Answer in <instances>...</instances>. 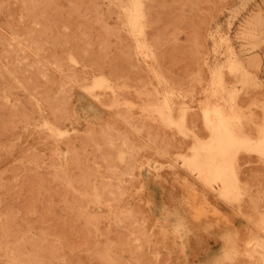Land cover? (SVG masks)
Segmentation results:
<instances>
[{
	"label": "rangeland",
	"instance_id": "obj_1",
	"mask_svg": "<svg viewBox=\"0 0 264 264\" xmlns=\"http://www.w3.org/2000/svg\"><path fill=\"white\" fill-rule=\"evenodd\" d=\"M59 1L61 4L64 3V5H61ZM81 1L57 0V2H59L57 3L56 0H54V2L53 0H0V3H2L0 4V13L2 12L0 14V131H2V133L0 132V263L9 264L7 257L13 250L18 256H20V254L24 257L27 256V260L33 257L31 261L32 264H104L102 262L106 264H124L126 261L127 264H142V262L143 264L146 262H148L147 264H211L216 261L221 264H264V255L262 256L257 251L254 252V246L249 242L253 235H259L258 237L262 235V239L264 238V229L262 228V224H260V216L264 213V157L255 151H241L238 154L235 167L240 181L244 180L241 181V183L243 184L245 192L238 201L233 202H228V200L222 196L218 186L215 188L209 187L198 178V173L196 171H192L184 164V157L191 154V147L195 141L194 135L196 134L203 139H207L210 135L209 129L204 125L203 107L220 103L226 111H230L232 108L237 109L243 117V129L256 137L258 136V128L262 125L264 126V25H262L264 24V0H154V2L149 3L147 13L142 19L143 33L141 39L148 44V47H144L140 44L137 40V36L131 30L129 15L126 13L125 9L126 6L129 5V0ZM179 5H181V7ZM173 7L176 8L174 9ZM60 8H62V10ZM2 9L6 11H2ZM206 9H208V11H206ZM114 10H116V15L113 12ZM55 11L58 13H54ZM260 12L261 16H256L260 14ZM25 16H27V18ZM168 17H170V19H168ZM65 18L67 19L65 20ZM160 20L162 22H167L162 23ZM61 21L62 23H60ZM65 22L68 23L65 25ZM57 23L60 24L58 25ZM79 23L81 24L79 25ZM167 23L169 25L171 24V26L167 25ZM53 24L55 29L52 26ZM68 24L70 25L68 26ZM165 24L167 25V30H165ZM75 26H77V28ZM22 27L27 30H23ZM155 27H158L159 30L157 28L155 29ZM98 29L100 30L98 31ZM152 30L154 33L158 30V33H155V35L154 33L150 34ZM171 30H174V32ZM22 32H27L24 36L28 39L31 36L30 39H25ZM117 32L119 34H117ZM165 32H168L167 35L169 34V36L172 37L165 36ZM19 34L21 36H19ZM250 34H253L252 36L254 39L256 38V41L258 40L257 43L252 39ZM122 37L128 38V40H124ZM232 37L234 38L232 39ZM258 37H260V39ZM31 39L34 41H31ZM114 40L116 41L114 42ZM161 41L167 42V44H163V42L160 44ZM28 43H30V45ZM176 43H178V45ZM255 43L257 47L254 49ZM34 48H36V50H34ZM171 48H173L174 51H172ZM170 49L172 52L168 53ZM248 49L250 50L249 52ZM251 49H253V51H251ZM17 50L19 52H17ZM40 50L43 51L41 52ZM162 50L165 51L164 53H166V55L162 53ZM230 51L236 52L235 55H237L247 69L256 76L255 85L242 86L240 84L235 73L227 66L229 62L228 54ZM159 53L161 55L163 54V57H161V55L159 56ZM256 53L257 55L253 56V54L255 55ZM98 56H100V58ZM249 56H253L254 59ZM258 56L261 58L260 61L262 60V63L258 62ZM94 58H96V61ZM165 58L166 60L164 61ZM184 58L186 60H184ZM248 58H250V60ZM34 59L36 60L34 61ZM160 60L163 62L162 64ZM182 60L184 62H182ZM252 60L254 61L252 62ZM136 61L138 62L136 63ZM179 61L182 63L178 64ZM116 62L118 63L116 64ZM132 62L134 64H132ZM189 63L190 66L191 64L193 66L190 67L188 65ZM119 66H122L123 70ZM163 66L166 69H164ZM169 66L172 67L170 68ZM180 66L182 67L179 68ZM174 67L175 69L176 67L179 69L173 70ZM183 67L187 68L184 69ZM218 69L223 72V81H225L223 85L234 91L232 98V94L222 89V86L214 80V72ZM121 70L122 75L120 73ZM169 71H171L170 74ZM188 71L190 73L192 72V75ZM196 71L198 72L196 73ZM166 72L167 75L165 74ZM139 73L142 75L139 76ZM180 73L187 78H181ZM173 74H175V77ZM102 76L108 78L113 88L106 86L99 88L92 87L95 79ZM119 76L121 78H119ZM24 77L25 80L26 77L28 78L26 82H23ZM140 77L145 79L142 80ZM130 78L134 80L137 79V83ZM31 79L35 84L34 87H32L34 84L30 82ZM173 81L175 82L173 83ZM183 81L184 84L182 83ZM185 81L187 85H185ZM153 83L155 85H153ZM181 83L183 85H181ZM136 84L138 85L136 86ZM179 86H181V88ZM166 98H170L172 101L175 114H179L180 111L182 112V108L185 107L187 132H182L177 126L166 123L157 112L156 106L162 105ZM182 101L183 104H181ZM61 112L63 115H61ZM9 115H11V117ZM63 118L66 119L63 120ZM188 118H192V121H188ZM194 120H197V123L193 124ZM113 121L118 123L115 124ZM61 123L62 127H60ZM118 125L120 126L119 129H117ZM156 127H159L158 130ZM248 127L249 129L247 130L246 128ZM4 133H7V135L2 137ZM169 134H171L174 139ZM112 136L117 142H115ZM96 137H98L97 141H95L97 139ZM164 137L168 139L166 140ZM170 138L173 141H171ZM86 139L89 141H86ZM178 139L181 140L180 142L182 145L183 142H187L186 145L184 143V149L183 146L181 147L180 142L177 143ZM84 140L88 142L89 145L91 143L90 141H92V145L90 146L93 148L91 149L89 145H86L88 143H83L85 142ZM167 141L170 143L172 142L171 145L169 144V146H167ZM95 145L96 147H94ZM176 145H178L179 148L176 149ZM167 147H169V149ZM173 147L175 148L173 149ZM180 147L182 149H180ZM94 148H97V151L94 150ZM162 148L164 149L162 150ZM100 152L103 155H101L100 158L101 161L103 160V163L99 160ZM121 152H124L123 158L120 157ZM154 153L158 155H154ZM131 154H133V157ZM103 157H106L105 160ZM107 157L109 158L107 159ZM96 160L97 162H95ZM245 160L248 161L246 164ZM133 162H135V164ZM239 164H243L244 166ZM16 165H18L17 168ZM105 165L110 167H106ZM129 165L131 167H129ZM25 166L28 167L26 168ZM94 166H97L96 169ZM8 168L10 169L7 171ZM84 169L85 171L83 172ZM9 173H11V176L13 174L11 179L9 178ZM110 174L115 176H109ZM134 174L135 176L137 175L136 178ZM77 175H80V178ZM122 175L127 181H125V178H122ZM259 175L263 176L260 177ZM107 176L109 178H107ZM248 176L251 178H248ZM112 178H116V180ZM257 178L259 181L261 180V182L263 180V182L257 181ZM38 180L39 182H37ZM104 182H108L109 184L105 185ZM33 183L34 186L36 185L35 187L32 186ZM53 185H56V187ZM29 186L33 188H29ZM50 186H53V188ZM123 186L127 189L123 188ZM6 188L7 190L10 189L8 194ZM81 188L82 191H80ZM258 188H260V190H258ZM21 190L23 192H21ZM168 190L170 191L168 192ZM25 191L27 192L25 193ZM19 192L20 195H25L19 196ZM165 193L167 194L165 195ZM56 194L58 197L60 195L59 198L61 199H59V201L55 200L57 199ZM71 194H73V200L70 198ZM131 194L132 196H130ZM44 196H48L49 198ZM14 197L16 198L14 199ZM43 197L46 199H43ZM50 198L55 201H49L48 206L45 202H48L46 200H51ZM69 198L70 200H68ZM31 199L33 200L31 201ZM35 199H37V201ZM19 202H22V204H20L21 206L18 205ZM34 202L35 204H32ZM12 203L13 205H11ZM155 203H158L162 207L158 208L159 210H155ZM43 205H45L44 208ZM51 206L52 209L50 210L49 207ZM14 207L15 211H13ZM134 207L136 209H134ZM5 208L8 210L7 213ZM16 208L20 209L21 214ZM28 208H30L31 211H29ZM27 210L28 212H26ZM174 210L181 211L187 215L189 230L186 231L184 235L180 234L171 226L163 227L161 225V220L159 218L160 214L165 215L167 211ZM10 212H15V214ZM41 212L44 214V217H39L41 218L39 220L37 217L42 216ZM27 213L32 215V217ZM38 213V216H34V214ZM16 214L17 216L15 217ZM56 214L58 217H56ZM58 214H63V217ZM18 215L19 219L17 220ZM26 216H30L31 220L36 217V221L34 220L35 224H32L33 222H31L30 217L26 219ZM43 218L50 220V222ZM59 218L60 220L56 221V219ZM72 218L76 221L74 220L73 222ZM128 220L131 222V225L130 223H126ZM9 221H11V223H9ZM46 221L52 225H48L49 223H46ZM27 222L30 223L29 227H27ZM74 223L77 224L78 229L75 227L76 225ZM16 224H18V226ZM31 224L33 225L32 228ZM71 224H74V226H71ZM8 225L10 226L7 229ZM90 225L93 227L92 230L90 229ZM101 225L105 226L104 229L100 228ZM34 226L37 229L38 227L43 229V231L41 229H39V231L37 229L35 230ZM45 226L48 227V229H46ZM17 227L20 228L18 229ZM83 228L86 229L84 230ZM112 228H114V230ZM16 229L21 231L19 232L21 234H18ZM27 229H29V231ZM66 230L72 231L67 232ZM74 230L77 234L73 232ZM125 230L126 233L124 232ZM22 231H27L28 233L26 232V234ZM52 231L61 232V234H63L61 235L63 236L62 238L69 241L61 240L59 236L60 233H54L53 235ZM71 232H73V234H71ZM82 233L83 235H81ZM10 234L11 237H9ZM84 234L86 236L88 235V239ZM5 235L8 237L6 238ZM12 235L15 237V240L18 239V242L21 239L19 243H23L24 247L26 246L27 248H23V244H21L22 246L20 247L18 243V247L21 248V250H19L17 241L13 240L14 237L12 238ZM64 235H66L65 238ZM111 235L113 236L111 237ZM121 236L122 239L120 238ZM19 237L21 238L19 239ZM123 238L124 242H122ZM35 240H37V242ZM81 240H83V242ZM61 241L63 243H61ZM42 242H48L46 244H48L49 247L44 249L43 247L46 244L43 245ZM64 242H69L68 244L72 247ZM58 243H61V245H57ZM168 243H170V246L172 245L171 247L169 246V248L167 246ZM66 245L68 246L65 247ZM248 246L251 248L249 249ZM29 247L32 248V252L31 249L28 250ZM118 247L119 251L117 250ZM24 249L25 251H23ZM132 250L134 251L132 252ZM18 251H20V253ZM22 251L28 253L22 255ZM245 251L249 254H246ZM251 251L252 253L254 252V255L250 253ZM116 252H118V254ZM76 253L78 255L80 254V259ZM131 253L132 256L130 255ZM116 254L118 256H116ZM140 255L141 257L139 258ZM167 257L168 260L164 259ZM90 258L91 260H89ZM147 258L152 261H147ZM96 259L99 260L97 261ZM129 259L132 262H130ZM27 260L24 261V263H27ZM95 261L97 262L95 263Z\"/></svg>",
	"mask_w": 264,
	"mask_h": 264
},
{
	"label": "bare ground",
	"instance_id": "obj_2",
	"mask_svg": "<svg viewBox=\"0 0 264 264\" xmlns=\"http://www.w3.org/2000/svg\"><path fill=\"white\" fill-rule=\"evenodd\" d=\"M2 1V0H1ZM5 1V0H4ZM77 1V0H76ZM81 1V0H80ZM165 1V0H164ZM167 1V0H166ZM173 1V0H172ZM181 1V0H180ZM53 2H54V0H53ZM56 2H57V0H56ZM60 2V1H59ZM59 2H57V3H59ZM82 2V1H81ZM122 2V1H121ZM151 2H154V0H129V5L128 6H126V13L129 15V24H130V26H131V30L133 31V33L137 36V40H138V42L140 43V44H142L144 47H148V44L144 41V40H142L141 39V36H142V33H143V24H142V19L144 18V16H145V14L147 13V9H148V5H149V3H151ZM204 2H206V1H204ZM212 2V1H211ZM8 3V2H7ZM6 3V4H7ZM0 4H2V3H0ZM5 4V3H4ZM60 4H61V2H60ZM63 5H64V3H62ZM61 4V5H62ZM122 4H124V3H122ZM202 4V3H201ZM11 5H12V2H11ZM27 5V4H26ZM80 5V4H79ZM113 5H115V4H113ZM152 5V4H151ZM8 6V5H7ZM25 6V5H24ZM50 6V5H49ZM66 6H67V4H66ZM65 6V7H66ZM70 6V5H69ZM69 6H68V8H69ZM154 6V5H153ZM162 6V5H161ZM168 6V5H167ZM180 7H181V5H179ZM26 7V6H25ZM24 7V8H25ZM34 7H35V2H34ZM59 7V6H58ZM71 7V6H70ZM179 7V8H180ZM189 7H190V5H189ZM5 8V7H4ZM117 8V7H116ZM174 8V7H173ZM176 8V7H175ZM174 8V9H175ZM191 8H192V6H191ZM6 9V8H5ZM5 9H2V11H4ZM18 9H20V8H18ZM26 9V8H25ZM43 9V8H42ZM61 10H62V8H60ZM115 9V8H114ZM124 9V8H123ZM28 10V9H27ZM112 10V9H111ZM119 10V9H118ZM1 11V10H0ZM6 11V10H5ZM64 11V10H63ZM73 11V10H72ZM173 11V10H172ZM206 11H208V9H206ZM261 11V10H260ZM57 11H55L54 13H56ZM62 12V11H61ZM112 12V11H111ZM114 12V14H115V12H116V10H114L113 11ZM112 12V13H113ZM250 12V11H249ZM2 13V12H1ZM0 13V14H1ZM46 13H48V12H46ZM58 13V12H57ZM118 13V12H117ZM174 13V12H173ZM259 13V12H258ZM71 14V13H70ZM69 14V15H70ZM99 14V13H98ZM113 14V15H114ZM4 15H5V13H4ZM3 15V16H4ZM57 15V14H56ZM67 15V14H66ZM116 15V14H115ZM154 15V14H153ZM152 15V16H153ZM41 16V15H40ZM72 16V15H71ZM189 16V15H188ZM187 16V17H188ZM256 16H261V12H260V14H258V15H256ZM26 18H27V16H25ZM165 17H166V15H165ZM190 17V16H189ZM248 17H249V15H248ZM164 18V17H163ZM162 18V19H163ZM262 18V17H261ZM260 18V19H261ZM52 19H54V18H52ZM67 18H65V20H66ZM69 19V18H68ZM160 19V18H159ZM168 19H170V17H168ZM189 19V18H188ZM251 19H253V18H251ZM259 19V18H258ZM257 19V20H258ZM75 20H76V18H75ZM78 20V19H77ZM80 20V19H79ZM115 20H116V18H115ZM163 20H165V19H163ZM166 20H167V18H166ZM190 20H191V18H190ZM245 20H246V18H245ZM172 21V20H171ZM170 21V22H171ZM183 21V20H182ZM255 21V20H254ZM259 21V20H258ZM42 22H44V21H42ZM69 22V21H68ZM68 22H65V25L68 23ZM79 22V21H78ZM160 22H162L161 20H160ZM165 22H167V21H164V22H162V23H165ZM169 22V23H170ZM185 22V21H184ZM32 23V22H31ZM60 23H62V21L60 22ZM60 23H57L58 25L60 24ZM89 23V22H88ZM99 23V22H98ZM126 23V22H125ZM148 23V22H147ZM175 23V22H174ZM183 23V22H182ZM232 23V22H231ZM244 23V22H243ZM252 23H254V22H252ZM42 24V23H41ZM45 24V23H44ZM71 24V23H70ZM70 24H68V26L70 25ZM81 23H79V25H80ZM151 24V23H150ZM178 24V23H177ZM190 24V23H189ZM198 24V23H197ZM244 24H246V23H244ZM259 24H261V23H259ZM258 24V25H259ZM40 25V24H39ZM121 25V24H120ZM166 25V24H165ZM164 25V26H165ZM167 25H169L168 23H167ZM167 25H166V27H165V30H167ZM187 25V24H186ZM186 25H185V27H186ZM240 25V24H239ZM262 25H264V24H262ZM53 26V28L55 29V27H54V24L52 25ZM57 26V25H56ZM153 26V25H152ZM169 26H171V24L169 25ZM254 26V25H253ZM76 28H77V26H75ZM89 27V26H88ZM154 27V26H153ZM185 27H184V29H185ZM21 28V27H20ZM70 28V27H69ZM84 28V27H83ZM82 28V29H83ZM90 28V27H89ZM94 28H97V27H94ZM158 29V27H155V29ZM161 28V27H160ZM162 28H164V27H162ZM22 29H23V27H22ZM33 29V28H32ZM53 29V30H54ZM79 29V28H78ZM151 29H152V27H151ZM154 29V28H153ZM154 29V30H155ZM173 29V28H172ZM174 29H175V27H174ZM180 29V28H179ZM23 30H27V29H23ZM61 30V29H60ZM97 30V29H96ZM100 29H98V31H99ZM159 30V29H158ZM158 30L157 31H155V33H158ZM164 30V31H165ZM178 30V29H177ZM188 30V29H187ZM233 30V29H232ZM72 31V30H71ZM74 31V30H73ZM84 31V30H83ZM161 31V30H160ZM171 31H173L174 32V30H171ZM250 31H251V29H250ZM249 31V32H250ZM16 32V31H15ZM19 32V31H18ZM38 32V31H37ZM96 32V31H95ZM118 32H119V30H118ZM117 32V34H119ZM127 32V31H126ZM162 32V31H161ZM168 32H169V30H168ZM167 32V33H168ZM173 32H171V33H173ZM17 33V32H16ZM23 33V34H22ZM21 34L24 36V34L26 33L27 34V32H22ZM29 33V32H28ZM42 33H44V32H42ZM103 33V32H102ZM101 33V34H102ZM123 33V32H122ZM121 33V34H122ZM151 33H154L153 32V30H152V32L150 31V34ZM155 33H154V35H155ZM163 33V32H162ZM166 33V32H165ZM167 33H166V35L165 36H167V37H172V36H169V34L167 35ZM178 33V32H177ZM176 33V34H177ZM246 33V32H245ZM248 33V32H247ZM255 33H256V31H255ZM99 34H100V32H99ZM124 34V33H123ZM122 34V35H123ZM148 35H150L149 33H147ZM195 34V33H194ZM254 34V33H253ZM252 34V35H253ZM260 34H261V32H260ZM102 35H104V34H102ZM113 35H115V34H113ZM121 35V36H122ZM126 35V34H125ZM153 35V36H154ZM172 35V34H171ZM178 35H179V33H178ZM187 35H188V33H187ZM196 35H199V34H196ZM246 35V34H245ZM249 35V34H248ZM251 35V34H250ZM251 35V36H252ZM14 36H15V33H14ZM18 36V35H17ZM19 36H21L20 34H19ZM77 36V35H76ZM90 36V35H89ZM115 36H117V35H115ZM124 36V35H123ZM134 36V35H133ZM151 36V35H150ZM177 36V35H176ZM184 36V35H183ZM194 36V35H193ZM254 36H256V35H254ZM25 37V36H24ZM24 37H23V39H24ZM31 37V36H30ZM30 37H29V39H30ZM34 37V36H33ZM38 37V36H37ZM37 37H35V38H37ZM101 37V36H100ZM105 37V36H104ZM113 37V36H112ZM112 37H111V39H112ZM127 37V36H126ZM149 37V36H148ZM175 37V36H174ZM195 37V36H194ZM193 37V38H194ZM247 37V36H246ZM257 37V36H256ZM11 38V37H10ZM27 37H25V39H26ZM118 38H119V35H118ZM130 38H131V36H130ZM234 37H232V39H233ZM259 39H260V37H258ZM4 39V38H3ZM28 38H27V40H29ZM34 39V38H33ZM33 39H31V41L33 40ZM85 39H87V38H85ZM122 39H126V40H128V38H123L122 37ZM161 39V38H160ZM163 39V38H162ZM185 39V38H184ZM252 39L254 40V41H256V38L254 39L253 38V36H252ZM157 40V39H156ZM165 40V39H164ZM169 40H170V38H169ZM168 40V41H169ZM174 40V39H173ZM11 41V40H10ZM10 41H8V42H10ZM24 41V40H23ZM34 41V40H33ZM37 41V40H36ZM40 41H42V40H40ZM116 40H114V42H115ZM131 41V40H130ZM149 41V40H148ZM152 41V40H151ZM172 41V40H171ZM176 41V40H175ZM258 41V40H257ZM257 41H256V43H257ZM262 41V40H261ZM260 41V42H261ZM163 41H161L160 42V44L162 43ZM263 42V41H262ZM261 42V43H262ZM38 43V42H37ZM92 43V42H91ZM103 43V42H102ZM164 43H166L167 44V42H163V44ZM170 43V42H169ZM174 43V42H173ZM250 43V42H249ZM256 43H255V45H256ZM3 44V43H2ZM10 44V43H9ZM29 45H30V43H28ZM44 44H45V42H44ZM58 44V43H57ZM163 44H162V46H163ZM175 44V43H174ZM177 45H178V43H176ZM191 44V43H190ZM17 45V44H16ZM35 45V44H34ZM38 45V44H37ZM113 45V44H112ZM116 45H119V44H116ZM132 45V44H131ZM247 45V44H246ZM254 45V44H253ZM254 45V49H255V47H257V45L255 46ZM3 46V45H2ZM13 46V45H12ZM82 46V45H81ZM95 46V45H94ZM100 46V45H99ZM165 46V45H164ZM171 46V45H170ZM251 46V45H250ZM32 47V46H31ZM126 47V46H125ZM154 47V46H153ZM172 47V46H171ZM261 47V46H260ZM42 48V47H41ZM85 48V47H84ZM124 48V47H123ZM162 48V47H161ZM167 48V47H166ZM173 48H174V46H173ZM173 48H171L172 49V51H174L173 50ZM12 49H13V47H12ZM155 49V48H154ZM160 49V48H159ZM171 49H170V51L168 50V53L169 52H172L171 51ZM175 49V48H174ZM260 49V48H259ZM34 50H36V48H34ZM106 50V49H105ZM108 50V49H107ZM118 50H120V49H118ZM123 50V49H122ZM176 50V49H175ZM182 50V49H181ZM193 50V49H192ZM41 51V50H40ZM43 51V50H42ZM41 51V52H42ZM147 51V50H146ZM163 51V50H162ZM161 51V52H162ZM209 51V50H208ZM250 50L248 49V52H249ZM251 51H253V49H251ZM261 51V50H260ZM3 52V51H2ZM10 52V51H9ZM17 52H19L18 50H17ZM82 52V51H81ZM107 52V51H106ZM129 52V51H128ZM128 52H126V53H128ZM160 52V53H161ZM165 51H163L162 53H164ZM179 52V51H178ZM177 52V53H178ZM7 53V52H6ZM64 53V52H63ZM95 53V52H94ZM112 53V52H111ZM159 53V56L161 55ZM167 53V54H168ZM236 53V52H235ZM235 53L233 52V51H230L229 52V54H228V64H227V66L229 67V69L232 71V72H234L235 73V75L237 76V79H238V81L240 82V84L242 85V86H247V85H255L256 84V76L249 70V69H247V67L245 66V64L242 62V60L237 56V55H235ZM17 54H19V53H17ZM74 54V53H73ZM77 54V53H76ZM78 54H80V53H78ZM84 54V53H83ZM106 54V53H105ZM117 54H119V53H117ZM117 54H116V56H117ZM134 54V53H133ZM133 54H131V55H133ZM143 54V53H142ZM165 55H166V53H164ZM102 55V54H101ZM113 55H115V54H113ZM113 55H112V57H113ZM163 55V54H162ZM161 55V57H163ZM171 55V54H170ZM169 55V56H170ZM173 55V54H172ZM179 55H181V54H179ZM257 55V53L254 55L253 54V56H256ZM259 55V54H258ZM79 56V55H78ZM81 56H82V54H81ZM103 56V55H102ZM109 56V55H108ZM107 56V57H108ZM119 56V55H118ZM134 56V55H133ZM253 56H249V57H252L253 58ZM18 57V56H17ZM95 57V56H94ZM97 57V56H96ZM99 58H100V56H98ZM122 57H124V56H122ZM131 57V56H130ZM177 57V56H176ZM248 57V56H247ZM89 58V57H88ZM114 58V57H113ZM134 58V57H133ZM132 58V59H133ZM136 58H137V56H136ZM144 58V57H143ZM179 58V57H178ZM257 58H259V60H258V62L260 63L261 61H260V57L258 56ZM72 60H74L73 58H71ZM95 59V61H96V58H94ZM120 59V58H119ZM118 59V61L120 62V60ZM138 59V58H137ZM149 59V58H148ZM162 59V58H161ZM173 59H174V57H173ZM249 60H250V58H248ZM254 59V58H253ZM256 59V58H255ZM36 59H34V61H35ZM88 60V59H87ZM100 60V59H99ZM114 60V59H113ZM122 60H123V58H122ZM121 60V61H122ZM125 60V59H124ZM134 60H135V58H134ZM166 60V58L164 59V61ZM175 60V59H174ZM177 60H179V59H177ZM177 60H176V62H177ZM184 60H186L185 58H184ZM2 61V60H1ZM132 61V60H131ZM180 61H181V57H180ZM179 61V63L178 64H180V63H182V62H184L183 60H182V62H180ZM254 60H252V62H253ZM11 62V61H10ZM57 62V61H56ZM86 62V61H85ZM89 62V61H88ZM94 62V61H93ZM126 62V61H125ZM124 62V63H125ZM138 61H136V63H137ZM146 62V61H145ZM158 62H159V60H158ZM160 62H161V60H160ZM175 62V63H176ZM3 63V62H2ZM87 63V62H86ZM111 63V62H110ZM118 62H116V64H117ZM122 63V62H121ZM135 63V64H136ZM150 63V62H149ZM148 63V64H149ZM163 62H161V64H162ZM169 63V62H168ZM171 63V62H170ZM174 63V62H173ZM192 63H194V62H192ZM262 63V62H261ZM12 64V63H11ZM35 64V63H34ZM74 64V63H73ZM123 64V63H122ZM121 64V65H122ZM130 64V63H129ZM132 64H134L133 62H132ZM151 64V63H150ZM197 64V63H196ZM257 64V63H256ZM255 64V65H256ZM57 65V64H56ZM99 65V64H98ZM120 65V64H119ZM127 65H128V63H127ZM139 65V64H138ZM154 65V64H153ZM152 65V66H153ZM175 65H177V64H175ZM175 65H173V66H175ZM189 66H190V63L188 64ZM260 65V64H259ZM258 65V66H259ZM35 66H37V65H35ZM113 66V65H112ZM123 66H124V64H123ZM130 66V65H129ZM162 66V65H161ZM167 66V65H166ZM165 66V67H166ZM184 66V65H183ZM193 65L191 64V66L190 67H192ZM261 66V65H260ZM11 67V66H10ZM114 67V66H113ZM120 67V66H119ZM119 67H117V68H119ZM142 67V66H141ZM170 68L172 67V66H169ZM169 67H168V69H169ZM182 66H180L179 68H181ZM120 68H122V70H123V67L121 66ZM119 68V69H120ZM126 68H127V66H126ZM125 68V70L127 71V69ZM163 68H164V66H163ZM179 68H177L176 67V69H179ZM184 69L185 68H187V67H183ZM38 69V68H37ZM41 69V68H40ZM104 69V68H103ZM110 69H111V67H110ZM116 69V68H115ZM136 69V68H135ZM164 69H166V68H164ZM175 69V67H174V69L173 70H176ZM260 69V68H259ZM22 70V69H21ZM101 70V69H100ZM112 70V69H111ZM114 70V69H113ZM122 70H121V75H122ZM145 70V69H144ZM143 70V71H144ZM163 70V69H162ZM161 70V71H162ZM170 70V69H169ZM172 70V69H171ZM1 71V70H0ZM27 71V70H26ZM46 71V70H45ZM73 71V70H72ZM130 71V70H129ZM129 71H128V73H129ZM164 71V70H163ZM163 71H162V73H163ZM178 71V70H177ZM192 71V70H191ZM194 71V70H193ZM42 72V71H41ZM40 72V73H41ZM131 72V71H130ZM142 72V71H141ZM168 72V71H167ZM167 72L165 73L166 75H167ZM170 72L171 71H169V74H170ZM189 72V71H188ZM198 71H196V73H197ZM37 73H39V72H37ZM117 73L119 74V72L117 71ZM137 73V72H136ZM147 73V72H146ZM190 73V72H189ZM192 73V72H191ZM190 73V74H191ZM222 71L220 70V69H218L216 72H214V80H216V82H218L221 86H222V89H224V90H226V91H228V92H230V94H232V96H231V98L233 97V94H234V91L232 90V89H228L227 88V86H225V85H223V82H225V81H223V76H222ZM3 74V73H2ZM107 74V73H106ZM172 74V73H171ZM24 75V74H23ZM72 75V74H71ZM116 75V74H115ZM131 75V74H130ZM140 75H142V74H140L139 73V76ZM174 75V77H175V74H173ZM177 75V74H176ZM180 75H181V73H180ZM179 75V76H180ZM187 75V74H186ZM192 75V74H191ZM194 75V74H193ZM28 76V75H27ZM44 76H45V74H44ZM127 76V75H126ZM129 76V75H128ZM163 76H165V75H163ZM172 76V75H171ZM171 76H169V77H171ZM195 76H196V74H195ZM2 77V76H1ZM29 77V76H28ZM113 77V76H112ZM124 77V76H123ZM130 77H134V76H130ZM143 77V76H142ZM142 77H140V78H142ZM147 77V76H146ZM154 77V76H153ZM153 77H151V78H153ZM166 77V76H165ZM173 77V78H174ZM178 77V76H177ZM181 78L182 77H185V78H187L186 76H183V74L180 76ZM189 77H190V75H189ZM188 77V78H189ZM113 78H115V77H113ZM119 78H121L120 76H119ZM129 78V77H128ZM135 78H137V77H135ZM5 79V78H4ZM24 80H23V82L25 81L26 82V80H28V78L26 77V80H25V77L23 78ZM117 79V78H116ZM123 79V78H122ZM125 79H126V77H125ZM131 79V78H130ZM145 79V78H144ZM143 78H142V80H144ZM156 79V78H155ZM170 79V78H169ZM178 79V78H177ZM192 79V78H191ZM190 79V80H191ZM131 80H133L134 82H136L137 81V79L136 80H134V79H131ZM173 80H175V81H177L176 79H173ZM181 80H183V79H181ZM189 80V79H188ZM8 81V80H7ZM169 81H172V80H169ZM175 81H173V83L175 82ZM179 81V80H178ZM192 81V80H191ZM228 81V80H227ZM29 82V81H28ZM30 82H32V84H34L33 83V81H32V79L30 80ZM113 82V81H112ZM123 82V81H122ZM127 82V81H126ZM133 82V83H134ZM149 82V81H148ZM212 82V81H211ZM8 83V82H7ZM124 83V82H123ZM137 83V82H136ZM177 83V82H176ZM179 83H180V81H179ZM183 84H184V81L182 82ZM181 83V85H183ZM185 83H186V81H185ZM1 84V83H0ZM26 84V83H25ZM32 84L30 83V85L32 86ZM145 84H146V82H145ZM5 85V84H4ZM29 85V86H30ZM37 85V84H36ZM117 85V84H116ZM120 85V84H119ZM138 84H136V86H137ZM153 85H155L154 83H153ZM157 85V84H156ZM185 85H187V83L185 84ZM212 85V84H211ZM228 85V84H227ZM26 86H28V85H26ZM25 86V87H26ZM30 86V87H31ZM35 86V84L32 86V87H34ZM103 86H106V87H109V88H113L112 87V85H110V83H109V80H108V78L107 77H104V76H102V77H99V78H96L95 79V81H94V84H93V88L94 87H103ZM115 86V85H114ZM126 86V85H125ZM129 86H131V85H129ZM135 86V85H134ZM135 86V87H136ZM144 86V85H143ZM149 86V85H148ZM120 87V86H119ZM180 88H181V86H179ZM178 87V88H179ZM193 87V86H192ZM35 88H37V87H35ZM35 88H32V89H35ZM148 88V87H147ZM177 88V87H176ZM175 88V89H176ZM191 88V87H190ZM232 88V87H231ZM239 88V87H238ZM31 89V90H32ZM92 89V88H91ZM121 90V89H120ZM221 90V89H220ZM152 91V90H151ZM158 91H160V90H158ZM235 91H236V89H235ZM241 91V90H240ZM32 92V91H31ZM196 92V91H195ZM144 93V92H143ZM161 93V92H160ZM71 94V93H70ZM97 94V93H96ZM107 94V93H106ZM138 94V93H137ZM201 94V93H200ZM221 94V93H220ZM37 95V94H36ZM145 95V94H144ZM148 95V94H147ZM215 95V94H214ZM217 95V94H216ZM121 96H122V94H121ZM133 96V95H132ZM123 97H124V95H123ZM189 97V96H188ZM115 99V98H114ZM141 99V98H140ZM143 99V98H142ZM153 99V98H152ZM230 99V98H229ZM121 100H123V99H121ZM121 100H118V101H121ZM66 101H68V100H66ZM128 101V100H127ZM133 101V100H132ZM148 101V100H147ZM146 101V102H147ZM184 101V100H183ZM183 101H182V103L181 104H183ZM135 102V101H134ZM63 103V102H62ZM66 103H68V102H66ZM65 103V104H66ZM121 103V102H120ZM137 103V102H136ZM139 103V102H138ZM157 103V102H156ZM177 103V102H176ZM261 103V102H260ZM50 104H51V102H50ZM114 104V103H113ZM184 104H185V102H184ZM72 105V104H71ZM107 105H109V104H107ZM50 106V105H49ZM65 106V105H64ZM117 106V105H116ZM142 106V105H141ZM147 106V105H146ZM182 106V105H181ZM264 106V105H263ZM35 107V106H34ZM51 107V106H50ZM148 107V106H147ZM198 107V106H197ZM66 108H67V106H66ZM111 108H113V107H111ZM128 108V107H127ZM180 108V107H179ZM204 108V122H205V124L204 125H206L207 126V128L209 129V131H210V135L208 136V138L207 139H203V138H201L200 136H198V135H194V143H193V145H192V147H191V149H192V151H191V154L190 155H187V156H185L184 157V164L188 167V168H190L192 171H196L197 173H198V178H200L206 185H208L209 187H211V188H215L216 186H218L219 187V191H221V194H222V196L223 197H225V199L226 200H228V202L230 201V202H233V201H238L240 198H241V196L244 194V192H245V190H244V187H243V184L241 183V181H244V180H241L240 181V178L238 177V172H237V169H236V167H235V162L237 161L236 159H237V156H238V154L241 152V151H249V152H251V151H255V152H258L262 157H264V126L262 125L261 127H259L258 128V131H257V133H258V136L256 137V136H253L252 134H250V133H248L247 131H245L244 129H243V126H242V124H243V117H242V114L241 113H239L238 111H237V109H231L229 112L228 111H226L225 109H224V107L220 104V103H217V104H214L213 106H206V107H203ZM264 108V107H263ZM68 110V109H67ZM139 110V109H138ZM150 110V109H149ZM156 110H157V112L159 113V115L162 117V119L166 122V123H168V124H170V125H175V126H177L178 128H179V130L180 131H182V132H187L188 130H187V126H186V111H185V107H183L182 108V112L180 111V113L179 114H175L174 113V105H173V103H172V101L170 100V98H166L165 99V101L163 102V104L162 105H160V106H156ZM189 110V109H188ZM203 110V109H202ZM239 110H240V108H239ZM253 110V109H252ZM32 111V110H31ZM69 111V110H68ZM242 111V110H241ZM58 112V111H57ZM120 112V111H119ZM154 112V111H153ZM31 113V112H30ZM62 113V112H61ZM117 113V112H116ZM129 113V112H128ZM259 113V112H258ZM10 114V113H9ZM24 114H25V112H24ZM27 114H29V113H27ZM31 114H33V113H31ZM57 114V113H56ZM137 114H139V113H137ZM141 114V113H140ZM199 114V113H198ZM247 114V113H246ZM256 114V113H255ZM12 115V114H11ZM11 115H9L10 117H11ZM26 115V114H25ZM61 115H63V113L61 114ZM128 115V114H127ZM244 115V114H243ZM257 115V114H256ZM15 116V115H14ZM30 116V115H29ZM133 116V115H132ZM261 116V115H260ZM259 116V117H260ZM56 117V116H55ZM63 117V116H62ZM30 118V117H29ZM28 118V119H29ZM159 118V117H158ZM245 118V117H244ZM263 118V117H262ZM62 119V118H61ZM66 119V118H65ZM64 118H63V120H65ZM113 119V118H112ZM124 119V118H123ZM136 119V118H135ZM197 119V118H196ZM127 120H128V118H127ZM189 120H191L192 121V118L190 119V118H188V121ZM198 120V119H197ZM197 120H194L193 121V124H195V123H197ZM8 121V120H7ZM62 121V120H61ZM60 121V122H61ZM104 121V120H103ZM139 121V120H138ZM196 121V122H195ZM263 121V120H262ZM114 122V121H113ZM142 122H143V120H142ZM154 122V121H153ZM107 123V122H106ZM115 123V122H114ZM116 123H118V122H116ZM115 123V124H116ZM136 123V122H135ZM192 123V122H191ZM8 124V123H7ZM143 124V123H142ZM150 124V123H149ZM260 124V123H259ZM264 124V123H263ZM57 125V124H56ZM58 125H59V123H58ZM106 125V124H105ZM114 125V124H113ZM188 125H189V122H188ZM153 126V125H152ZM159 126V125H158ZM60 127H62V123H61V125H60ZM119 125H118V128L117 129H119ZM142 127V126H141ZM153 127H155V126H153ZM191 127H193V126H191ZM158 128L159 127H156V129L158 130ZM194 128V127H193ZM153 129V128H152ZM201 129V128H200ZM247 130L249 129V127L248 128H246ZM150 130V129H149ZM250 130H252V129H250ZM116 131V130H115ZM143 131V130H142ZM146 131V130H145ZM148 131V130H147ZM152 131V130H151ZM201 131V130H200ZM1 133H2V131H0ZM120 132V131H119ZM121 132H122V130H121ZM155 132H156V130H155ZM179 132V131H178ZM1 133H0V135H1ZM98 133H99V129H98ZM150 133V132H149ZM173 133V132H172ZM171 133V134H172ZM189 133V132H188ZM195 133V132H194ZM253 133V132H252ZM157 134V133H156ZM171 134H169L171 137H172V135ZM5 135H7V133L5 134L4 133V135L2 136V137H4ZM84 135V134H83ZM86 135V134H85ZM95 135V134H94ZM112 135V134H111ZM162 135V134H161ZM163 135H164V133H163ZM162 135V136H163ZM9 136V135H8ZM7 136V137H8ZM87 136V135H86ZM97 136V135H96ZM113 136H114V134H113ZM112 136V137H113ZM147 136H148V134H147ZM154 136H155V133H154ZM162 136H161V138H162ZM174 136V135H173ZM187 136V135H186ZM1 137V136H0ZM10 137V136H9ZM71 137V136H70ZM101 137V136H100ZM106 137V136H105ZM126 137V136H125ZM169 137V136H168ZM86 138H89V137H86ZM97 138V139H96ZM95 139V141H97L98 140V137H96ZM145 138H146V135H145ZM160 138V139H161ZM165 138V137H164ZM173 138V137H172ZM78 139V138H77ZM76 139V140H77ZM79 139H81V138H79ZM111 139V138H110ZM113 139L115 140V142H117L116 141V139L113 137ZM113 139H111V140H113ZM166 139V138H165ZM165 139H163V140H165ZM168 139V138H167ZM166 139V140H167ZM174 139V138H173ZM9 140V139H8ZM83 140V139H82ZM81 140V141H82ZM88 139H86V141H87ZM92 140V139H91ZM124 140V139H123ZM127 140V139H126ZM130 140V139H129ZM162 140V139H161ZM170 140H171V138H170ZM85 141V140H84ZM83 142V143H88V142ZM89 141V140H88ZM131 141V140H130ZM151 141H153V140H151ZM160 141V140H159ZM171 141H173V140H171ZM181 140L180 139H178V141H177V143L178 142H180ZM91 143H92V141H90ZM99 142H100V140H99ZM101 142H102V139H101ZM158 142V141H157ZM156 142V143H157ZM168 142V141H167ZM183 142V141H182ZM75 143V142H74ZM78 143H80V142H78ZM90 143V145H92ZM108 143V142H107ZM132 143V142H131ZM152 143V142H151ZM172 143V142H171ZM171 143L170 142H168V145L167 146H169V144L171 145ZM184 143H185V145L187 144V142H183V145H182V143L180 142V144H181V147L183 146V149H184ZM103 144H104V142H103ZM113 144V143H112ZM134 144V143H133ZM160 144V143H159ZM163 144H164V142H163ZM81 145H82V143H81ZM86 145H89V143L88 144H86ZM89 145V146H90ZM129 145V144H128ZM174 145V144H173ZM157 146V145H156ZM177 147H176V149L177 148H179L178 147V145H176ZM91 147V149L93 148L92 146H90ZM94 147H96V145L94 146ZM106 147H107V145H106ZM164 147V146H163ZM180 147V149H182ZM73 148V147H72ZM168 149H169V147H167ZM166 148V149H167ZM171 148H172V146H171ZM170 148V149H171ZM175 147H173V149H174ZM97 148H94V150H96ZM111 149V148H110ZM164 148H162V150H163ZM102 150V149H101ZM157 150V149H156ZM190 150V149H189ZM93 151V150H92ZM97 151V150H96ZM96 151H95V153H96ZM159 151V150H158ZM133 152H134V150H133ZM139 152V151H138ZM162 152V151H161ZM169 152H170V150H169ZM177 152V151H176ZM180 152V151H179ZM93 153H94V151H93ZM102 153H104L103 151H102ZM164 153V152H163ZM90 154V153H89ZM92 154V153H91ZM111 154V153H110ZM179 154V153H178ZM31 155V154H30ZM81 155V154H80ZM101 152H100V157H99V160H100V158H101ZM104 155H105V153H104ZM154 155H158V154H156V153H154ZM166 155H167V153H166ZM103 156V155H102ZM131 156L133 157V154H131ZM36 157V156H35ZM91 157V156H90ZM92 157H93V155H92ZM120 157L121 158H123L124 157V152H121L120 153ZM104 158V157H103ZM106 158V157H105ZM105 158H104V160H105ZM109 157H107V159H108ZM127 158H128V156H127ZM131 158V157H130ZM158 158V157H157ZM253 158V157H252ZM84 159V158H83ZM98 159V158H97ZM101 161V160H100ZM103 161V160H102ZM101 161V162H102ZM120 161V160H119ZM133 161V160H132ZM246 161V160H245ZM95 162H97V160L95 161ZM99 162V161H98ZM110 162V161H109ZM130 162V161H129ZM175 162V161H174ZM248 161H246L245 162V164L247 163ZM253 162V161H252ZM82 163V162H81ZM100 163V162H99ZM103 163V162H102ZM134 164H135V162H133ZM177 163V162H176ZM254 163H256V162H254ZM106 164V163H105ZM126 164H127V161H126ZM125 164V165H126ZM130 164V163H129ZM133 164V165H134ZM13 165V164H12ZM82 165V164H81ZM239 165H243V164H239ZM17 166L18 165H16V168H17ZM106 167H110V166H108V165H105ZM104 166V167H105ZM135 166V165H134ZM244 166V165H243ZM26 167V166H25ZM28 167V166H27ZM26 167V168H27ZM97 167V166H96ZM96 167L94 166V168L96 169ZM129 167H131L130 165H129ZM5 168V167H4ZM12 168V167H11ZM72 168V167H71ZM74 168H75V166H74ZM73 168V169H74ZM125 168H126V166H125ZM134 168V167H133ZM132 168V169H133ZM244 168H246V167H244ZM10 168H8L7 169V171L9 170ZM106 169V168H105ZM109 170V169H108ZM135 170V169H134ZM239 170V169H238ZM13 171V170H12ZM85 171V169L83 170V172ZM87 171V170H86ZM95 171V170H94ZM93 171V172H94ZM106 171V170H105ZM14 172V171H13ZM82 172V173H83ZM103 172V171H102ZM167 172V171H166ZM251 172H252V170H251ZM257 172V171H256ZM260 172V171H259ZM88 173V172H87ZM104 173V172H103ZM102 173V174H103ZM108 173V172H107ZM122 173H123V171H122ZM129 173V172H128ZM152 173V172H151ZM253 173V172H252ZM262 173V172H261ZM10 174V179H11V177H13V174H12V176H11V173H9ZM15 174V173H14ZM90 174V173H89ZM245 174V173H244ZM255 174V173H254ZM8 175V174H7ZM256 175V174H255ZM258 175V174H257ZM25 176V175H24ZM28 176V175H27ZM35 176V175H34ZM38 176V175H37ZM78 176V175H77ZM80 176V175H79ZM78 176V177H79ZM109 176H113L112 174H110ZM115 176V175H114ZM113 176V177H114ZM118 176H120V175H118ZM127 176V175H126ZM137 176V175H136ZM136 176H135V174H134V177L136 178ZM260 177L261 176H263V175H259ZM8 177V176H7ZM36 177V176H35ZM88 177L90 178V176L88 175ZM92 177V176H91ZM106 177V176H105ZM250 176H248V178H249ZM5 178V177H4ZM31 178H34V177H31ZM80 178V177H79ZM86 178V177H85ZM107 178H109L108 176H107ZM121 178V177H120ZM122 178H125V177H123V175H122ZM169 178V177H168ZM248 178H247V180H248ZM251 178V177H250ZM254 178H256V177H254ZM6 179V178H5ZM5 179H3V180H5ZM24 179V178H23ZM26 179V178H25ZM28 179H29V176H28ZM38 179H39V176H38ZM112 179H114V178H112ZM119 179V178H118ZM126 179V178H125ZM124 179V180H125ZM81 180H82V182H83V179L81 178ZM90 181H91V178L89 179ZM114 180H116V178L114 179ZM168 180V179H167ZM23 181H25V180H23ZM26 181H28V180H26ZM34 181H36V180H34ZM41 181V180H40ZM86 181V180H85ZM92 181H93V179H92ZM125 181H127V179L125 180ZM129 181V180H128ZM257 181H259L258 180V178H257ZM37 182H39V180L37 181ZM36 182V183H37ZM45 182V181H44ZM88 182V181H87ZM103 182V181H102ZM102 182H100V183H102ZM110 182V181H109ZM138 182V181H137ZM157 182H159V181H157ZM253 182V181H252ZM259 182H261V180L259 181ZM262 182H263V180H262ZM261 182V183H262ZM23 183V182H22ZM25 183V182H24ZM35 183V182H34ZM34 183H33V185L32 186H34ZM42 183V182H41ZM99 183V184H100ZM130 183V182H129ZM133 183V182H132ZM258 183V182H257ZM256 183V184H257ZM31 184H32V181H31ZM44 184V183H43ZM62 184V183H61ZM74 184V183H73ZM78 184H79V181H78ZM88 184V183H87ZM92 184V183H91ZM104 184L106 185V184H109L108 182H104ZM114 184V183H113ZM136 184V183H135ZM134 184V185H135ZM260 184V183H259ZM26 185V184H25ZM27 185H28V183H27ZM29 185H30V182H29ZM39 185V184H38ZM57 185H59V184H57ZM124 185H125V183H124ZM264 185V184H263ZM32 186H29V188L30 187H32ZM36 186V185H35ZM34 186V187H35ZM41 186V185H40ZM54 186V185H53ZM53 186H50V187H52L53 188ZM60 186V185H59ZM75 186V185H74ZM100 186H102V185H100ZM127 186V185H126ZM166 186V185H165ZM246 186V185H245ZM255 186V185H254ZM8 187H10V186H8ZM7 187V188H8ZM25 187V186H24ZM54 187H56V185L54 186ZM64 187V186H63ZM81 187V186H80ZM128 187V186H127ZM163 187V186H162ZM170 187V186H169ZM249 187V186H248ZM253 187V186H252ZM259 187V186H258ZM7 188H6V190H7ZM22 188V187H21ZM26 188V187H25ZM24 188V189H25ZM33 188V187H32ZM79 188V187H78ZM123 188H126V187H124L123 186ZM129 188V187H128ZM176 188V187H175ZM18 189V188H17ZM23 189V188H22ZM26 189H28V188H26ZM25 189V190H26ZM38 189H39V187H38ZM38 189H36V190H38ZM49 189V188H48ZM59 189H61V188H59ZM63 189V188H62ZM99 189V188H98ZM112 189V188H111ZM114 189V188H113ZM127 189V188H126ZM131 189V188H130ZM129 189V190H130ZM263 189V188H262ZM51 190V189H50ZM49 190V191H50ZM91 190H93V189H91ZM115 190V189H114ZM123 190V189H122ZM128 190V191H129ZM167 190V189H166ZM251 190V189H250ZM258 190H260V188H258ZM9 191H10V189H8L7 190V194L9 193ZM20 191V190H19ZM28 191V190H27ZM27 191H25V193L27 192ZM30 191V190H29ZM39 191V190H38ZM58 191V190H57ZM56 191V192H57ZM60 191H62V190H60ZM64 191V190H63ZM66 191V190H65ZM80 191H82V188H81V190ZM170 190H168V192H169ZM174 191V190H173ZM21 192H23L22 190H21ZM51 192V191H50ZM55 192V191H54ZM53 192V193H54ZM177 192V191H176ZM2 193V192H1ZM28 193H30V192H28ZM32 193V192H31ZM46 193H48V192H46ZM45 193V194H46ZM58 193H59V191H58ZM68 193V192H67ZM118 193V192H117ZM180 193V192H179ZM16 194H17V190H16ZM104 194V193H103ZM121 194V193H120ZM130 194V193H129ZM163 194V193H162ZM167 193H165V195H166ZM19 196H21V195H25V194H21L20 195V192H19V194H18ZM27 195V194H26ZM31 195V194H30ZM49 195V194H48ZM51 195H52V193H51ZM50 195V196H51ZM64 195V194H63ZM73 194H71V196H70V198H72L73 196H72ZM122 195V194H121ZM120 195V196H121ZM169 195V194H168ZM180 195V194H179ZM15 196V195H14ZM77 196V195H76ZM117 196V195H116ZM130 196H132V194L130 195ZM257 196V195H256ZM2 197H3V195H2ZM18 197V196H17ZM44 197H48V196H44ZM43 197V199H46V198H44ZM54 197V196H53ZM56 197H57V199H55V200H58L59 201V199H61V198H59L60 197V195H59V197L57 196V194H56ZM65 197V196H64ZM108 197V196H107ZM167 197V196H166ZM169 197V196H168ZM176 197V196H175ZM11 198V197H10ZM9 198V199H10ZM16 197H14V199H15ZM19 198V197H18ZM27 198V197H26ZM49 198V197H48ZM55 198V197H54ZM70 198L68 199V200H70ZM101 198H102V196H101ZM109 198H112V197H109ZM38 199V198H37ZM37 199H35L36 201H37ZM40 199V198H39ZM51 199V198H50ZM114 199V198H113ZM113 199H110V200H113ZM170 199V198H169ZM1 200V199H0ZM33 199H31V201H32ZM55 200H46V201H48V202H45L46 204H48L49 203V201L50 202H52V201H55ZM63 200V199H62ZM72 200H73V198H72ZM78 200V199H77ZM263 200V199H262ZM40 201V200H39ZM74 201H75V199H74ZM6 202H7V200H6ZM68 202V201H67ZM113 202V201H112ZM175 202V201H174ZM241 202V201H240ZM30 203V202H29ZM44 203V202H43ZM44 203V204H45ZM59 203H61V202H59ZM80 203V202H79ZM84 203V202H83ZM117 203H118V201H117ZM238 203V202H237ZM1 204H2V202H1ZM20 204H22V202L20 203L19 202V204L18 205H20ZM32 204H35V202L34 203H32ZM32 204H30V205H32ZM51 204V203H50ZM66 204H68V203H66ZM81 204H82V202H81ZM166 204V203H165ZM11 205H13V203L11 204ZM55 205V204H54ZM127 205V204H126ZM125 205V206H126ZM166 205H169V204H166ZM5 206V205H4ZM21 206V205H20ZM44 206L45 205H43V208H44ZM48 206H49V204H48ZM57 206V205H56ZM84 206H85V204H84ZM83 206V207H84ZM113 206H114V204H113ZM124 206V207H125ZM130 206V205H129ZM137 206V205H136ZM154 206H155V210L157 209V210H159L158 208H161L162 206L161 205H159L158 203H155L154 204ZM6 207V206H5ZM30 207V206H29ZM33 207V206H32ZM12 208V207H11ZM21 208V207H20ZM31 208V207H30ZM30 208H28L29 209V211H31V209ZM34 208V207H33ZM54 208V207H53ZM127 208V207H126ZM137 208H138V206H137ZM13 209V208H12ZM11 209V210H12ZM16 209H18V208H16ZM49 209L51 210L52 209V206L51 207H49ZM127 209H129V208H127ZM134 209H136L135 207H134ZM133 209V210H134ZM5 210H6V208H5ZM4 210V211H5ZM19 210V213L21 212L20 211V209H18ZM25 210V209H24ZM36 210V209H35ZM141 210H142V208H141ZM7 211L8 210H6V213H7ZM13 211H15V207H14V210ZM37 211V210H36ZM42 211H44V210H42ZM54 211V210H53ZM65 211V210H64ZM137 211V210H136ZM246 211H249V210H246ZM16 212H18V211H16ZM26 212H28V210L26 211ZM40 212V211H39ZM244 212V211H243ZM263 212V211H262ZM5 213V212H4ZM5 213V214H6ZM10 213H13V214H15V212H10ZM19 213H17V214H19ZM30 213V212H29ZM29 213H27V214H29ZM33 213H34V211H33ZM67 213V212H66ZM65 213V214H66ZM143 213V212H142ZM142 213H141V215H142ZM250 213V212H249ZM17 214L15 215V217L17 216ZM21 214V213H20ZM23 214H24V212H23ZM26 214V213H25ZM70 214V213H69ZM104 214V213H103ZM117 214H118V212H117ZM259 214H261V213H259ZM12 215V214H11ZM30 215V214H29ZM35 215H39V213L38 214H34V216ZM41 215L42 216H38L37 218H39V217H44L43 215L44 214H42V212H41ZM55 215V214H54ZM54 215H52V216H54ZM59 216H62L61 214H58ZM68 215V214H67ZM23 216V215H22ZM25 216V215H24ZM31 217H32V215H30ZM30 216H26L25 218L27 219V217H30ZM127 216V215H126ZM125 216V217H126ZM13 217H14V215H13ZM12 217V218H13ZM31 217H30V220H31ZM55 217V216H54ZM56 217H58L57 216V214H56ZM63 217V216H62ZM69 218H71V217H69ZM159 218H160V220H161V225L163 226V227H168V226H171V227H173L176 231H178L180 234H185L186 233V231H188L189 230V228H188V219H187V215L185 214V213H182L181 211H178V210H174V211H167V213L165 214V215H162V214H160V216H159ZM259 218V217H258ZM13 219H15V218H13ZM19 219V215H18V218H17V220ZM20 219H21V216H20ZM35 219H36V217H35ZM34 218H33V220H31V222H33L32 224L34 225L35 223V220ZM41 218H39V220H40ZM43 219H45V218H43ZM73 219V218H72ZM71 219V220H72ZM128 219V218H127ZM131 219H133V218H131ZM141 219V218H140ZM147 219H148V217H147ZM16 220V221H17ZM30 220H29V222H30ZM35 220V221H34ZM45 220H48V219H45ZM57 220H60V218L59 219H56V221ZM74 220L75 219H73L72 221L74 222ZM123 220V219H122ZM125 220V219H124ZM150 220V219H149ZM15 221V220H14ZM14 221H13V223H14ZM15 221V222H16ZM25 221V220H24ZM49 222H50V220H48ZM48 221H46V223H49ZM66 221H68V220H66ZM72 221H71V223H72ZM76 221V220H75ZM92 221V220H91ZM134 221H136V220H134ZM140 221V220H139ZM18 222V221H17ZM126 222V221H125ZM5 223V222H4ZM7 224H9V223H11V221H9V223L8 222H6ZM28 223V222H27ZM26 223V224H27ZM43 223V222H42ZM113 223V222H112ZM126 223H130V225H131V222H129V220L126 222ZM29 224L30 223H28V225H27V227H29ZM31 224V228H32V225ZM51 223H49L48 225H50ZM69 224V223H68ZM75 224V223H74ZM74 224L72 225L71 224V226H74ZM260 224H262V228L264 229V213H262L261 214V216H260ZM11 225V224H10ZM10 225H8L7 226V229H8V227L10 226ZM13 225V224H12ZM17 226H18V224H16ZM16 225H15V227H16ZM52 225V224H51ZM50 225V226H51ZM76 226L75 227H77V224H75ZM85 225V224H84ZM24 226H25V223H24ZM37 226V225H36ZM87 226V225H86ZM91 226V225H90ZM102 226V225H101ZM100 226V228H102V229H104V225L101 227ZM46 227V226H45ZM84 227V226H83ZM125 227H127V226H125ZM138 227V226H137ZM141 227V226H140ZM248 227V226H247ZM2 228V227H1ZM11 228V227H10ZM18 228V227H17ZM20 228V227H19ZM18 228V229H19ZM34 228H35V226H34ZM72 228V227H71ZM70 228V229H71ZM90 228V227H89ZM92 226H91V230H92ZM144 228H146V227H144ZM260 228H261V226H260ZM3 229H5V228H3ZM18 229H16L17 231H18V234H21V233H19V232H21V231H19ZM37 228H35V230H36ZM39 229H41V228H39L38 227V231H39ZM46 229H48V227H46ZM51 229V228H50ZM65 229V228H64ZM77 229H78V227H77ZM84 229V228H83ZM86 229V228H85ZM84 229V230H85ZM113 230H114V228H112ZM118 229V228H117ZM128 229V228H127ZM138 229V228H137ZM252 229V228H251ZM28 231H29V229H27ZM33 230V229H32ZM42 231H43V229H41ZM54 230V229H53ZM55 230H56V227H55ZM112 230V231H113ZM116 230V229H115ZM245 230V229H244ZM9 231V230H8ZM31 231V230H30ZM34 231V230H33ZM41 231V232H42ZM46 231V230H45ZM44 231V232H45ZM62 231V230H61ZM67 232H69V231H72V230H66ZM78 231V230H77ZM81 231H82V229H81ZM102 231V230H101ZM105 231V230H104ZM120 231V230H119ZM132 231V230H131ZM4 232H5V230H4ZM23 232V231H22ZM27 232V231H26ZM25 231L23 232V233H26ZM53 232V231H52ZM73 232H75L76 234H77V232L74 230ZM73 232H71V234H73ZM89 232V231H88ZM110 232H111V230H110ZM125 233H126V230L124 231ZM8 233V232H7ZM13 233V232H12ZM15 233V232H14ZM22 233V234H23ZM28 233V232H27ZM26 233V234H27ZM50 233H51V230H50ZM49 233V234H50ZM54 233L55 234H58V233H60V239L61 240H64V241H69V240H65V239H63L62 237L63 236H61V235H63V234H61V232H53L52 234L54 235ZM63 233V232H62ZM75 233H74V235H75ZM104 233V232H103ZM113 233V232H112ZM2 234V233H1ZM51 234V235H52ZM258 234H260V233H258ZM41 235V234H40ZM70 235V234H69ZM81 235H83V233L81 234ZM117 235V234H116ZM127 235V234H126ZM125 235V236H126ZM133 235V234H132ZM6 236V235H5ZM19 236H21V235H19ZM65 236L66 235H64V238H65ZM72 236V235H71ZM84 236L87 238L88 237V235L86 236L85 234H84ZM113 235H111V237H112ZM125 236H124V238H125ZM190 236V235H189ZM191 236H192V234H191ZM259 236V235H258ZM258 236H256V235H253L252 236V238H251V241H249L250 243H252V245L254 246V252H259L262 256L264 255V238L262 239V235H260V237H258ZM8 236H6V238H7ZM9 237H11V234L9 235ZM14 236L12 235V238H13ZM23 237V236H22ZM55 237V236H54ZM81 237V236H80ZM116 237H119V236H116ZM116 237H115V239H116ZM127 237H129V236H127ZM137 237V236H136ZM229 237V236H228ZM21 237H19V239H20ZM92 238V237H91ZM114 238V237H113ZM121 239H122V236L120 237ZM124 238H123V241L122 242H124ZM134 238V237H133ZM261 238V239H260ZM24 239V238H23ZM85 239V238H84ZM88 239V238H87ZM129 239H131V238H129ZM2 240V239H1ZM13 240H15V237H14V239ZM18 239H16L15 241H17ZM38 240H40V239H38ZM53 240H55V239H53ZM126 240V239H125ZM127 240H128V238H127ZM4 241H5V239H4ZM15 241H14V243H15ZM25 241V240H24ZM36 242H37V240H35ZM45 241V240H44ZM80 241V240H79ZM82 242H83V240H81ZM90 241H91V239H90ZM118 241V240H117ZM120 241V242H121ZM194 241V240H193ZM192 241V242H193ZM12 242V241H11ZM19 242H21V239H20V241ZM18 241H17V247H18V245L20 244ZM26 242V241H25ZM71 242V241H70ZM88 242V241H87ZM126 242V241H125ZM129 242V241H128ZM19 243V244H18ZM32 243V242H31ZM43 243V242H42ZM46 243H48V242H46ZM46 243H43V245L44 244H46ZM61 243H63L62 241H61ZM61 243H58L57 245H61ZM65 243V242H64ZM69 242H67V243H65V244H68ZM127 243V242H126ZM194 243V242H193ZM9 244V243H8ZM12 244V243H11ZM21 244H23V243H21ZM20 244V247L22 246ZM34 244V243H33ZM64 244V245H65ZM73 244V243H72ZM85 244H86V241H85ZM131 244V243H130ZM170 243H168V248H169V245ZM25 245H26V243H25ZM46 245H48V244H46ZM46 245H44V249L45 248H48L49 247V245L48 246H46ZM54 245V244H53ZM69 245V244H68ZM68 245H66L65 247H67ZM122 245V244H121ZM192 245V244H191ZM208 245V244H207ZM249 245V244H248ZM6 246V245H5ZM34 246H35V244H34ZM46 246V247H45ZM69 246H71V245H69ZM74 246H75V244H74ZM73 246V247H74ZM79 246H80V243H79ZM78 246V247H79ZM91 246H92V244H91ZM110 246V245H109ZM172 246V245H171ZM170 246V247H171ZM209 246V245H208ZM250 246H251V244H250ZM252 246V247H253ZM23 248H27L26 246L24 247V244H23V246H22ZM31 247V246H30ZM28 248V250L29 249H31V252H32V248ZM58 247V246H57ZM60 247V246H59ZM72 247V246H71ZM122 247V246H121ZM131 247V246H130ZM194 247V246H193ZM249 247V246H248ZM247 247V248H248ZM19 248V247H18ZM114 248H116V247H114ZM134 248V247H133ZM251 247H249V249H250ZM63 249V248H62ZM120 249H122V248H120ZM125 249V248H124ZM19 250H21V248H19ZM49 250V249H48ZM50 250H51V248H50ZM83 250V249H82ZM118 251H119V247H118V249H117ZM131 250V249H130ZM134 250H135V248H134ZM134 250H132V252L134 251ZM200 250V249H199ZM247 250V249H246ZM6 251V250H5ZM17 251V250H16ZM23 251H25V249L23 250ZM22 251V255H25V253H28V252H23ZM33 251H34V249H33ZM41 251H42V249H41ZM44 251H46V250H44ZM248 251H250V250H248ZM19 253H20V251H18ZM35 252V251H34ZM49 252V251H48ZM51 252V251H50ZM81 252V251H80ZM115 252V251H114ZM127 252V251H126ZM246 252V251H245ZM253 252V253H254ZM63 253H64V251H63ZM82 253V252H81ZM117 254H118V252H116ZM120 253H121V251H120ZM195 253V252H194ZM199 253V252H198ZM197 253V254H198ZM250 253H252V251L250 252ZM252 253V254H253ZM46 254H48V253H46ZM77 254V253H76ZM116 254V256H118ZM134 254V253H133ZM246 254H249V253H247L246 252ZM33 255V254H32ZM37 255V254H36ZM39 255V254H38ZM44 255H45V253H44ZM43 255V256H44ZM65 255H66V253H65ZM64 255V256H65ZM68 255V254H67ZM78 255V254H77ZM113 255V254H112ZM122 255V254H121ZM131 256H132V253L130 254ZM144 255H146V254H144ZM192 255V254H191ZM254 255V254H253ZM20 256H21V254H20ZM18 256L17 254H15L14 252H13V250H12V252L9 254V256L7 257V260H8V262H9V264H32L31 263V261H32V259H33V257H31L32 259H30V260H27L26 258H27V256L26 257H24V256ZM49 256V255H48ZM80 256V254L78 255V257ZM123 256H125V255H123ZM122 256V257H123ZM148 256V255H147ZM249 256V255H248ZM247 256V257H248ZM25 258L26 260H27V263H24V261H26L25 259H23V258ZM77 257V258H78ZM126 257H127V255H126ZM141 257V255L139 256V258ZM250 257H251V255H250ZM249 257V258H250ZM259 257V256H258ZM46 258H48V257H46ZM69 258V257H68ZM96 258H97V256H96ZM99 258V257H98ZM128 258V257H127ZM133 258V257H132ZM149 258V257H148ZM148 258H147V261H149V262H151L150 260H148ZM253 258V257H252ZM254 258H255V256H254ZM79 259H80V257H79ZM94 259V258H93ZM121 259V258H120ZM151 259V258H150ZM164 259H167L168 260V257L167 258H164ZM40 260V259H39ZM89 260H91V258L89 259ZM97 261L99 260V259H96ZM123 260V259H122ZM130 260V259H129ZM134 260L136 261V259L134 258ZM144 260V259H143ZM142 260V261H143ZM194 260V259H193ZM243 260V259H242ZM253 260V259H252ZM259 260V259H258ZM5 261V260H4ZM36 261V260H35ZM93 261V260H92ZM97 261H95V263L97 262ZM101 261V260H100ZM99 261V262H100ZM139 261V260H138ZM141 261V262H142ZM146 261V260H145ZM160 261V260H159ZM163 261V260H162ZM161 261V262H162ZM245 261H247V260H245ZM71 262H72V260H71ZM127 262V261H126ZM124 263V264H127V263ZM130 262H132L131 260H130ZM260 262V261H259ZM263 262V261H262ZM2 263V262H1ZM0 263V264H1ZM85 263H86V261H85ZM102 263H104V264H106L105 262H102ZM135 263H137V262H135ZM139 263V262H138ZM148 262H146L145 264H147ZM3 264V263H2ZM90 264V263H89ZM128 264H130V263H128ZM141 264V263H140ZM142 264H143V262H142ZM150 264V263H149ZM163 264V263H162ZM211 264H221V263H219V262H212ZM243 264V263H242Z\"/></svg>",
	"mask_w": 264,
	"mask_h": 264
}]
</instances>
